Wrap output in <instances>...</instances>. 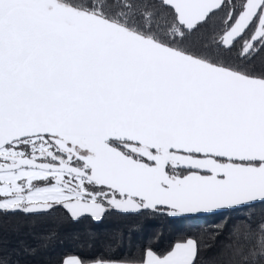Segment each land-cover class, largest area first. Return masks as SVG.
I'll use <instances>...</instances> for the list:
<instances>
[{
    "label": "snow or ice",
    "instance_id": "6c2138e0",
    "mask_svg": "<svg viewBox=\"0 0 264 264\" xmlns=\"http://www.w3.org/2000/svg\"><path fill=\"white\" fill-rule=\"evenodd\" d=\"M261 51L264 0H0V212L247 210L228 264H264V72L247 67ZM198 253L187 237L62 264Z\"/></svg>",
    "mask_w": 264,
    "mask_h": 264
},
{
    "label": "trees",
    "instance_id": "16d2710c",
    "mask_svg": "<svg viewBox=\"0 0 264 264\" xmlns=\"http://www.w3.org/2000/svg\"><path fill=\"white\" fill-rule=\"evenodd\" d=\"M235 55V50L223 52L222 58L235 62ZM247 67L258 74L253 59ZM260 67L264 71V56ZM262 208L257 205V216ZM246 211L203 217H171L151 210L109 212L99 223L91 218L76 222L62 208L40 215L0 212V264H62L68 255L85 260L134 258L145 247L163 252L187 237L198 241L196 264H228L226 246L233 242L229 229Z\"/></svg>",
    "mask_w": 264,
    "mask_h": 264
},
{
    "label": "flooded vegetation",
    "instance_id": "af4514ba",
    "mask_svg": "<svg viewBox=\"0 0 264 264\" xmlns=\"http://www.w3.org/2000/svg\"><path fill=\"white\" fill-rule=\"evenodd\" d=\"M263 56H264V51H261L257 54H255L253 60H254V63L256 65V72L260 73V72H264L263 69H261L260 67V61H262L263 59ZM56 208H61V207H56ZM54 208V209H56ZM63 209V208H62ZM109 212H120V213H127V212H124V211H121V210H118V209H109L108 211H106V213L104 214V216L109 213ZM86 218H90V217H86ZM92 219V218H91ZM103 220V219H102Z\"/></svg>",
    "mask_w": 264,
    "mask_h": 264
},
{
    "label": "water",
    "instance_id": "95a60500",
    "mask_svg": "<svg viewBox=\"0 0 264 264\" xmlns=\"http://www.w3.org/2000/svg\"><path fill=\"white\" fill-rule=\"evenodd\" d=\"M142 211V210H141ZM227 211H229V210H223L222 211V213H224V212H227ZM18 212V211H17ZM50 212V211H49ZM48 213V212H47ZM127 213H137V212H127ZM32 215H40V214H32ZM203 216H212V214H194V215H189V216H185V217H203ZM86 217H90V218H92L91 216H85V217H83V218H81V219H84V218H86ZM104 218V215L102 216V218L99 220V221H97V220H95V219H93L95 222H97V223H99V222H101L102 221V219ZM81 219H79V220H81ZM79 220H74V221H79Z\"/></svg>",
    "mask_w": 264,
    "mask_h": 264
}]
</instances>
